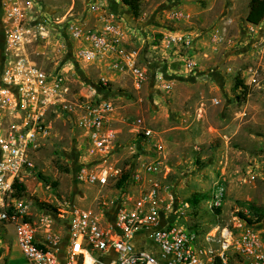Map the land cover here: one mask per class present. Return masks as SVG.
<instances>
[{
  "label": "rangeland",
  "instance_id": "obj_1",
  "mask_svg": "<svg viewBox=\"0 0 264 264\" xmlns=\"http://www.w3.org/2000/svg\"><path fill=\"white\" fill-rule=\"evenodd\" d=\"M35 1L53 14L56 23L72 17L89 27L93 23L87 12L90 3L118 8L126 47L139 50L151 64L148 68L153 73L139 91L131 89L127 77H112L108 72L116 109L113 127L122 145L111 153L109 164L124 170L130 163L135 136L129 125L142 119L164 147V163L170 171L165 184L171 185L177 204L189 205L180 216L182 224L208 231L217 225L232 226L235 218H242L250 228H264V220L256 222L249 210V205L264 210V22L259 26L246 22L250 0H140L137 18L120 0ZM3 20L0 0V73L7 63ZM60 28L29 45L26 56L47 71L66 74L73 86L96 82L101 70L105 71L99 66L103 63L78 60L74 44ZM176 35L188 36L192 45L167 47L164 38ZM186 63L194 69L188 71ZM249 70L256 74V83H248ZM155 71L164 75L168 92L154 84ZM226 110L233 116L228 127L234 130L229 134ZM54 121L46 141L31 150L32 168L20 175L24 191L18 195L14 191L13 196L29 204L31 221L41 234L56 235L62 244L68 233L67 212L94 208L100 200L113 201L120 181L77 185L74 172L79 163L88 161L80 132L69 122ZM211 126H221L228 139L217 136ZM150 150L151 146L146 152ZM216 183L226 195L219 214L208 209ZM91 257L97 264L107 262L96 253ZM23 262L12 226L0 223V264ZM84 264H92L88 255Z\"/></svg>",
  "mask_w": 264,
  "mask_h": 264
},
{
  "label": "built area",
  "instance_id": "obj_2",
  "mask_svg": "<svg viewBox=\"0 0 264 264\" xmlns=\"http://www.w3.org/2000/svg\"><path fill=\"white\" fill-rule=\"evenodd\" d=\"M1 7L7 63L0 73V223L12 226L26 264H84L86 255L97 264L93 253L106 264H264L262 227L250 228L242 218H235L232 226L217 225L208 231L181 223L189 205L177 204L171 185L165 184L170 171L164 163V147L142 119L129 125L135 136L130 163L124 170L108 163L111 153L122 148L113 127L116 109L108 72L127 77L134 91L153 73L139 50L126 47L118 8L90 3L89 27L72 17L56 23L35 0H1ZM57 26L74 44L78 60L103 63L101 69L107 71L101 70L96 82L73 86L66 74L47 71L26 56L29 45L47 39ZM163 42L167 47H190L193 40L176 35ZM193 67L185 65L188 71ZM249 76L248 83H256L252 70ZM152 79L168 92L162 73L155 71ZM54 120L69 122L80 132L88 161L79 163L74 172L77 185L104 186L125 178L113 201L100 200L94 208L67 212L68 233L62 244L56 235L41 234L31 221L29 204L13 196L20 175L32 168L31 150L46 141ZM225 196L224 187L216 183L208 209L221 211Z\"/></svg>",
  "mask_w": 264,
  "mask_h": 264
},
{
  "label": "trees",
  "instance_id": "obj_3",
  "mask_svg": "<svg viewBox=\"0 0 264 264\" xmlns=\"http://www.w3.org/2000/svg\"><path fill=\"white\" fill-rule=\"evenodd\" d=\"M121 4L124 5L126 8H128L133 15L134 18H137L139 15V8H140V0H120ZM246 22L253 26H259L262 22H264V0H250L248 3V11L246 15ZM125 180L123 177L118 186L121 185V183ZM14 195H18V193H21L24 191L23 184L15 183L14 186ZM196 200H193V203H195ZM249 210L252 212V214L256 217V222H261L264 220V210L262 208L249 205ZM217 214L220 213L219 211H216ZM240 217H243L241 213H239Z\"/></svg>",
  "mask_w": 264,
  "mask_h": 264
},
{
  "label": "crops",
  "instance_id": "obj_4",
  "mask_svg": "<svg viewBox=\"0 0 264 264\" xmlns=\"http://www.w3.org/2000/svg\"><path fill=\"white\" fill-rule=\"evenodd\" d=\"M128 41H129V43H130V38H128L127 39ZM100 67H102V65H99ZM226 113H227V115H226V120H225V123H226V129L228 128V130H227V132H228V134H229V132H232L234 129L233 128H230V126L228 127V123H230V121H231V119L233 118V116H232V113H231V111L229 112V111H227L226 110ZM232 123V122H231ZM229 129H230V131H229ZM211 130L214 132V133H216V135L217 136H219V137H223L224 136V138H226V139H228V137L227 136H225L224 135V132H223V130H222V127L221 126H211ZM16 245V244H15ZM20 253V252H19ZM21 254V253H20ZM22 256V255H21ZM23 258V257H22ZM19 261H22V260H20V259H18ZM23 261H24V259H23ZM25 263V261L23 262V264ZM26 264V263H25Z\"/></svg>",
  "mask_w": 264,
  "mask_h": 264
}]
</instances>
